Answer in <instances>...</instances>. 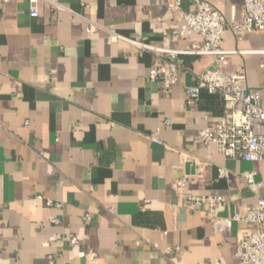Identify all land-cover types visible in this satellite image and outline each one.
Returning a JSON list of instances; mask_svg holds the SVG:
<instances>
[{
  "label": "crops",
  "instance_id": "0c3cea01",
  "mask_svg": "<svg viewBox=\"0 0 264 264\" xmlns=\"http://www.w3.org/2000/svg\"><path fill=\"white\" fill-rule=\"evenodd\" d=\"M56 1L74 14L42 0L32 17L28 0H0V264H236L247 225L216 231L172 188L192 178L189 193L226 199L225 218L264 198L243 178L263 181L264 161L230 160L197 141L224 114L219 95L186 102L214 58L176 57L179 82L166 89L149 78L158 53L126 41L186 51L203 38L179 35L182 14L164 0ZM203 1L227 22L242 17L244 0ZM222 49L235 52L227 72L244 69L250 88H264V55L246 53L264 49V34L238 41L229 31ZM90 250L96 260L79 257Z\"/></svg>",
  "mask_w": 264,
  "mask_h": 264
},
{
  "label": "built area",
  "instance_id": "2783aa9c",
  "mask_svg": "<svg viewBox=\"0 0 264 264\" xmlns=\"http://www.w3.org/2000/svg\"><path fill=\"white\" fill-rule=\"evenodd\" d=\"M31 6L30 14L37 17L39 3L42 0H28ZM56 11L72 10L63 6L56 0H47ZM194 10L182 11V0H164L166 7L173 12L182 14L183 25L178 34L189 36L198 34L203 38L200 48L177 51L156 48L144 42L126 40L114 35V39L130 41L145 52H155L160 56V62L151 69L149 78L152 81L161 80L166 89H170L179 82V71L183 67L174 61L180 55L211 56L215 67L196 75V84L187 88L186 102L189 107L199 99L201 93L206 91L210 95H219L223 100L224 114L219 122L202 130L197 141L204 145H216L220 153L227 159H241L246 162L258 163L264 161V88L252 89L248 86L247 73L244 69L236 72H227L225 66L227 58L235 52L222 49L224 36L232 32L238 41L250 34H264V0H244L243 13L240 19L234 18L227 22L224 16L203 0H192ZM10 0H3L4 4ZM74 14V13H73ZM92 27L88 29L91 33ZM264 55V49L246 52ZM264 68V64H262ZM159 133L151 137L159 142ZM221 178H228L229 171L219 170ZM256 172H246L243 175L246 185L255 194L264 189V180L256 179ZM195 180L183 178L175 181L172 188L179 196V204L192 211L202 212L210 217L216 231L230 234L236 223H245L247 228L241 231L237 239L236 264H264V198L259 197L255 205L247 206L244 210L236 212L232 217H222L219 214L221 207L226 206L223 196H197L188 192V188ZM42 200V196L37 197ZM48 206L61 207L47 200ZM1 214V204H0ZM90 219V216H87ZM59 236H53L55 241ZM73 245L78 244L77 238L71 240ZM80 258L90 261L97 259L94 251L79 253ZM51 259V258H50ZM52 263V260L50 261ZM216 264H224L217 261Z\"/></svg>",
  "mask_w": 264,
  "mask_h": 264
}]
</instances>
